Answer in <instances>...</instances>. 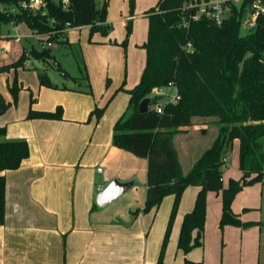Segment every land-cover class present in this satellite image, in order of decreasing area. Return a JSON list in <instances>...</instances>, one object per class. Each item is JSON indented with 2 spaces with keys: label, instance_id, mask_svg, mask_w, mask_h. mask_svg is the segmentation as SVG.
<instances>
[{
  "label": "crops",
  "instance_id": "1",
  "mask_svg": "<svg viewBox=\"0 0 264 264\" xmlns=\"http://www.w3.org/2000/svg\"><path fill=\"white\" fill-rule=\"evenodd\" d=\"M96 1L99 6L108 2L107 23L112 28L106 36L99 31L92 38L90 26L70 28L63 43L69 56L79 54L81 76H74L79 79H71L70 84L62 82V87L42 85L39 101L35 100L38 109L62 107L63 117L29 119V109L11 110L12 100H6L11 106L0 114V125L7 128L0 141L26 140L30 148L19 168L3 172L6 217L0 224V264H158L175 196L167 195L145 212L148 161L113 144L115 123L127 109L129 90L139 83L146 66L147 11L158 0H135L132 15L127 13L128 0ZM128 20L132 33L126 50L137 51L141 64L131 80L128 59V76L123 80L118 70L123 47L116 43L124 32L118 35L114 25L123 26ZM22 24L26 23L8 24L2 46L11 48L10 43L20 37L24 46L42 50L46 35H38L26 24L32 41L28 34L18 33ZM87 39L94 42L89 41L83 54ZM54 44L49 48L61 64ZM114 53L119 55L116 61ZM96 107H105L100 117L93 113ZM195 132L188 127L174 139L185 173L205 150L195 152ZM242 176L241 169L225 175L224 187L229 179ZM114 179L134 185L108 205L99 206L98 194ZM201 189L190 185L183 192L162 264H185L187 259L202 264H264V179L245 186L232 203L233 212L248 225L221 228L223 192L209 191L202 244L189 252L179 248L184 217L194 209Z\"/></svg>",
  "mask_w": 264,
  "mask_h": 264
},
{
  "label": "trees",
  "instance_id": "2",
  "mask_svg": "<svg viewBox=\"0 0 264 264\" xmlns=\"http://www.w3.org/2000/svg\"><path fill=\"white\" fill-rule=\"evenodd\" d=\"M26 0H0L6 5H19ZM46 13L18 10L0 12V25L25 22L37 33L61 31L70 22L72 26H90L91 33L107 34L108 2L98 5L96 0H70L68 9L62 0H45ZM187 0H158L147 11L149 19L146 66L139 83L131 90L127 109L114 126L113 144L148 161L147 196L145 212L161 204L167 195H174L169 224L163 240L158 264H162L166 247L177 215L181 197L190 185H200L194 209L184 217L179 248L189 252L202 244L206 222L207 193L223 192L221 228L242 223L233 212L236 195L247 185L264 179V15L258 18L254 30L242 34L243 19L252 0L233 6V13L223 24L217 25L209 18L183 23L182 8ZM134 0H131V11ZM132 21L128 24V34ZM0 29V40L2 39ZM57 35L52 37L55 39ZM190 45V47H189ZM37 59L50 61L52 50L31 47ZM26 55L9 62H0V71L23 67ZM65 77H71L57 62ZM42 85L57 87L46 71L39 73ZM75 79V78H74ZM77 80V79H75ZM175 83L181 98L176 103L165 102L162 113L155 109L162 104L153 96L154 88ZM19 86L13 88L14 102L18 99ZM151 96L150 110L139 111L140 102ZM35 101V100H33ZM11 102L0 95V114L5 113ZM105 107H96L99 117ZM62 107L56 110L31 108L29 119H60ZM193 117H214L218 126L216 137L185 173L175 145L176 134L187 131ZM7 128L0 125V135ZM235 140L239 141L241 179H230L223 186V165L226 152ZM30 154L26 140L0 141V224L5 222L6 177L5 170L17 169ZM197 232L194 235V232ZM185 264H202L186 260Z\"/></svg>",
  "mask_w": 264,
  "mask_h": 264
},
{
  "label": "rangeland",
  "instance_id": "3",
  "mask_svg": "<svg viewBox=\"0 0 264 264\" xmlns=\"http://www.w3.org/2000/svg\"><path fill=\"white\" fill-rule=\"evenodd\" d=\"M115 3H118V0H116ZM134 6H135V0H134ZM127 13L133 14V12L131 11V0H128V12ZM129 21L130 20H128V22L126 24H124L123 26H121V24L114 25L116 30H117V33H119L118 35H121L124 32V37H123L122 41L116 43L117 45H121L123 47L122 48L123 58H122L121 64H119V65H121V68L120 69L117 68L118 70H120V72L123 76V80H125V78L128 76V74H127V72H128V68H127L128 59H129V66H130L129 76H130L131 80H132L135 72L138 70L139 64H141V56L139 57V54L137 51L128 53V50H126V47L129 43L130 35L132 33V30H131L130 35L128 34ZM106 23H107V21H106ZM8 24L2 25L1 32H5V31H7L8 28L11 27ZM110 28H112V25H110ZM96 32H99V31H96ZM96 32L90 34V37L92 38ZM12 33H14V31H12ZM18 33L23 35V36L28 34V36H29L30 30L26 24H22V25H20V29H19ZM241 33L242 34L247 33V31L244 29V27H242ZM101 34L106 36L103 32H101ZM29 39L32 40L30 38V36H29ZM10 40H12V38ZM89 41H93V40L87 39L86 42H84V44L82 45L81 51L83 52V54H85L88 51L86 48H87V44L89 43ZM5 44L6 43L0 42V46L5 45ZM9 46L11 47V48L8 47L10 49L11 57L8 59H0V62H2V63H6V61L10 62L13 59H19L21 52H23L24 50H27V49H31V46L26 47L23 44L18 43V42H14L13 45L11 42ZM52 48H53L54 54L57 56V58L59 59V61L61 63L60 69L66 70L71 77H63L61 75L62 71L59 70V68H57L56 59L53 58L50 61H46L43 59H37L34 56L31 57V59H29V61L25 60L26 64L24 62V66L27 67L26 70L22 67V68H17V69L13 68V69L3 71V72L0 71V95L3 96L6 100H12L13 101V106H12L11 110L22 111L23 109L24 110L29 109L28 113H29L31 108L37 109V110H46V109L35 108L34 107L35 101H33V100H36V98L39 101V97H40L39 91L42 87V84H41L40 79H39V73L40 72L46 71L48 73V76H49L51 82L53 84H56L53 82V81H56L58 83L56 85H58L59 87L63 86L62 82L65 84H70L71 79L74 80V78H73L74 76L75 77L81 76L82 70L80 71V68L82 67V63H81V59L79 57V54L77 52L72 54L71 56H69L68 53L70 52V50L67 48L66 44H64L63 42H55V44ZM79 53H80V55H82L81 52H79ZM129 54H130V57H128ZM118 56H119L118 54L114 53V59H115L114 61H116V58ZM34 65L38 66L40 69L39 68L38 69L33 68ZM108 83L109 82L107 81L106 82L107 86L109 85ZM15 84H17L19 86L18 99L16 102H14V96H13V91H12ZM167 92L170 94H173L174 89L170 88L167 90ZM168 99H169V97L165 96V98L163 100L167 101ZM11 110H9V112H7V113H10ZM215 120H216V118H214V117H208V118L193 117L192 125L189 126V129H190V131H192L194 129L196 131L195 132L196 138L194 139L192 137L194 139L193 142L196 145L195 146V152L202 150V149H206L210 145V143L213 141V139L216 137L217 132H218V126L215 123ZM182 133H185V132H182ZM181 147H182V145H181ZM226 157H227L226 158L227 161H226V164L223 166L222 180H224L225 175L233 174L234 172H238V170L240 169L239 144H238V142H233V144L230 146L229 150L226 152ZM229 182H230V179H229ZM223 186H225V182L223 183ZM220 192H222V190H220ZM174 221H175V219H174ZM173 225H174V222H173ZM172 228H173V226H172Z\"/></svg>",
  "mask_w": 264,
  "mask_h": 264
},
{
  "label": "built area",
  "instance_id": "4",
  "mask_svg": "<svg viewBox=\"0 0 264 264\" xmlns=\"http://www.w3.org/2000/svg\"><path fill=\"white\" fill-rule=\"evenodd\" d=\"M245 0H187L182 8L183 13V23L185 26H189L192 20H197L200 18H209L217 25L223 24L225 19L230 17L233 13V6H240ZM63 7L68 9L70 5V0H62ZM31 10L33 12L41 11L45 14L46 11V1L45 0H26L21 2L19 5H6L0 2V12H16L18 10ZM264 15V0H252V3L248 5L246 15L243 19V27L247 32L255 29L257 26L258 18ZM72 27L70 22L66 23V27L61 31H54L48 33H37L45 34L46 38L44 42L40 43L41 49L49 48L55 42H66L67 41V31ZM54 35H57L55 39ZM7 38V36H3ZM16 42H20V37H15ZM190 47V45H189ZM26 55V61H29L33 55L30 49L23 51ZM23 52L20 53L23 54ZM11 57L10 49L6 46H0V59H8ZM26 64V62H25ZM173 88L174 93L170 94L167 92L168 89ZM153 96H167L169 99L164 101L162 104H156L155 109L157 112L162 113L164 109L165 102L176 103L180 100L181 95L178 91L175 83L170 82L166 86L154 88L152 91ZM224 160L226 158L224 157Z\"/></svg>",
  "mask_w": 264,
  "mask_h": 264
},
{
  "label": "water",
  "instance_id": "5",
  "mask_svg": "<svg viewBox=\"0 0 264 264\" xmlns=\"http://www.w3.org/2000/svg\"><path fill=\"white\" fill-rule=\"evenodd\" d=\"M1 29V25H0ZM152 97H145L139 105V111L141 113H146L150 110V104L152 102ZM159 100L163 99V96H159ZM134 185L133 181L122 182L118 179H114L105 189H103L97 196V203L99 206H106L114 199L118 198L120 195L124 194Z\"/></svg>",
  "mask_w": 264,
  "mask_h": 264
}]
</instances>
